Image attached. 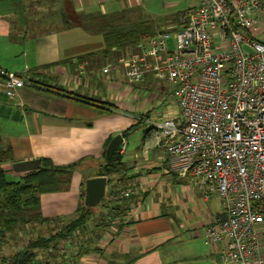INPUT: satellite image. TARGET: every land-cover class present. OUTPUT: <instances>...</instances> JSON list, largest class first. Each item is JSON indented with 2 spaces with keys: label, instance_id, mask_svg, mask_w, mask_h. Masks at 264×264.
I'll use <instances>...</instances> for the list:
<instances>
[{
  "label": "crops",
  "instance_id": "crops-1",
  "mask_svg": "<svg viewBox=\"0 0 264 264\" xmlns=\"http://www.w3.org/2000/svg\"><path fill=\"white\" fill-rule=\"evenodd\" d=\"M11 1L9 11L0 5V70L29 83L9 98L0 77V145L10 149L12 157L3 166L5 174L18 180L24 174L15 173L12 165L28 160L47 159L56 167L78 164L67 191L40 197L43 218L70 219L82 185L96 177L108 143L120 135L122 143L115 152L125 168L123 186L135 184L137 193L117 228H109L77 264H87L88 256L93 258L90 264H218L223 246L208 244L202 230L224 212L219 198L204 199L188 180L179 178L162 142L148 132L147 120L171 118L152 112L165 101L160 81L166 80L149 70L141 82L132 83L120 62L139 54L151 38L172 35L184 10L154 22L157 35L143 38L132 53L115 50L104 57L103 36L92 29L99 23L84 19L77 25V16L127 15L143 0ZM192 4L190 0L188 8ZM167 42L171 51L173 44ZM102 60L106 65L98 79L93 66ZM148 62L152 67L154 61ZM137 130L141 137L134 150H127L125 140ZM89 168L92 172L83 181L80 173ZM213 197L217 206L210 203Z\"/></svg>",
  "mask_w": 264,
  "mask_h": 264
},
{
  "label": "built area",
  "instance_id": "built-area-1",
  "mask_svg": "<svg viewBox=\"0 0 264 264\" xmlns=\"http://www.w3.org/2000/svg\"><path fill=\"white\" fill-rule=\"evenodd\" d=\"M178 23L120 62L132 83L153 70L171 86L178 117L147 124L171 170L204 199L219 198L226 220L202 230L223 246L218 264H264V0H193ZM0 77L9 98L28 84ZM136 193L131 184L119 197Z\"/></svg>",
  "mask_w": 264,
  "mask_h": 264
},
{
  "label": "trees",
  "instance_id": "trees-1",
  "mask_svg": "<svg viewBox=\"0 0 264 264\" xmlns=\"http://www.w3.org/2000/svg\"><path fill=\"white\" fill-rule=\"evenodd\" d=\"M180 14L177 17L178 22ZM84 19L88 22L96 21L99 23L97 28L92 29L103 36L105 49L102 55L104 57L112 54L115 50L132 53L143 38L157 35L154 31L153 22L131 21L126 14L109 17L77 16V25H81ZM85 29L88 30V27ZM149 131L150 129H148ZM121 159V155L114 152L109 160L106 161L103 156L99 163V169L95 176L105 177L109 189L103 205L105 213L100 214L96 224H93L95 218L92 216V208H86L83 204L84 184L79 198L80 203L70 219H47L39 213L24 219L22 214L40 211V197L42 195L68 190L71 176L76 171L78 164L56 167L49 160L42 159L36 171L25 173L17 181H9L3 166L12 161L11 152L10 149L0 145V251L5 235L11 233L18 224L26 225L32 220L37 221L40 225L64 222L63 226L59 227L54 234L49 236L39 234L26 247L7 257L0 255V264H70L66 260L58 261V244L72 239L76 233L77 262L83 255H88L93 248L92 245H97L99 241L105 238L106 231L109 230L108 226L113 222L117 225L121 222L122 215L129 209L136 196L119 197V193L129 186L127 184L123 186L125 182H123L122 174L125 168ZM91 225L93 228L90 227ZM89 232L90 237H88Z\"/></svg>",
  "mask_w": 264,
  "mask_h": 264
},
{
  "label": "rangeland",
  "instance_id": "rangeland-1",
  "mask_svg": "<svg viewBox=\"0 0 264 264\" xmlns=\"http://www.w3.org/2000/svg\"><path fill=\"white\" fill-rule=\"evenodd\" d=\"M141 3L139 4L138 7L133 8V10L128 12V16L131 19V21H135V22H156V21H161L164 22L166 20V18H174L178 12L183 11L185 9H188V6L190 5V0H143L140 1ZM2 10L4 11H9L10 9H13V2L11 0H6L0 3ZM168 45L173 44L174 43V38H170V40L167 42ZM102 65H106V62L104 60L95 63V66H93V70H94V76L97 77L98 79L101 78V72H100V68ZM160 83L163 85V88L166 89L165 92H160L161 95L163 94V98L165 99V101H161L160 105L154 107V110H152L153 114L155 117H164L166 115H169L170 117L175 116L178 117V112L176 109V105L174 104V102L170 99L168 93L169 90L171 88L170 84L166 81H160ZM142 98V97H141ZM97 99V98H94ZM161 119V118H160ZM141 137V131L137 130L135 132H133L132 134H130L127 138V140H125L126 144H127V150H134V145H137V141L139 140V138ZM136 147V146H135ZM78 169V168H77ZM85 170V169H84ZM79 171V170H78ZM81 171V170H80ZM91 170L86 169L85 172H81L80 175L84 178L91 174ZM7 179L9 181H17V180H13L11 177L7 176ZM72 181V176H71V180L70 183ZM108 186V185H107ZM107 190V188H106ZM106 196H107V192L105 193L104 198L102 199V201L100 202V204L94 208H92V216H94V220L95 222H93V224H96L98 221V218L100 217L101 213H105L104 209H103V205L105 203L106 200ZM219 201L213 197L211 198L210 203L213 205L217 206V203ZM41 214L42 211H38V212H28L25 214H22L23 218L28 219L29 216H35L37 214ZM37 221L32 220L30 223H27L26 225H21L18 224L14 230L5 235V238L3 239V244H1V251H0V255L3 257H7L8 255L12 254L13 252L20 250L23 247H26L27 244L31 241L36 239L39 234H42V236H49L51 234H54L59 227H62L64 224V222H59V224L57 223H50V224H44V225H40ZM116 223V222H115ZM92 224V225H93ZM90 226L93 228V226ZM117 224H114V222L112 224H110L108 226V228L111 227H115L117 228ZM91 229V228H90ZM108 230V229H107ZM109 231V230H108ZM106 231V232H108ZM97 233V232H96ZM104 233V232H103ZM102 233V235H104ZM98 234V233H97ZM90 235V232L88 234V237ZM79 237H81L79 235ZM92 238V235H91ZM264 239V238H263ZM81 241V240H80ZM82 243V242H81ZM59 249H58V253H57V257H58V261H68V263L70 264H77V233L72 237V239H69L65 242L59 243L58 244ZM64 257V258H63ZM88 260L86 261L87 264H90L93 262V258L92 257H87ZM74 262V263H72ZM90 262V263H89Z\"/></svg>",
  "mask_w": 264,
  "mask_h": 264
},
{
  "label": "water",
  "instance_id": "water-1",
  "mask_svg": "<svg viewBox=\"0 0 264 264\" xmlns=\"http://www.w3.org/2000/svg\"><path fill=\"white\" fill-rule=\"evenodd\" d=\"M122 143V137L116 135L108 143L105 150V160H109L118 146ZM39 160H28L16 162L12 165V170L15 173L25 174L28 172L36 171L39 168ZM107 180L105 177H95L87 179L84 183V197L83 204L86 208H94L100 204L106 193ZM226 220V213L223 212L217 221L221 223Z\"/></svg>",
  "mask_w": 264,
  "mask_h": 264
},
{
  "label": "bare ground",
  "instance_id": "bare-ground-1",
  "mask_svg": "<svg viewBox=\"0 0 264 264\" xmlns=\"http://www.w3.org/2000/svg\"><path fill=\"white\" fill-rule=\"evenodd\" d=\"M177 23V22H176ZM172 29V28H171ZM169 33H172V32H169ZM146 41V40H145ZM128 54V53H127Z\"/></svg>",
  "mask_w": 264,
  "mask_h": 264
}]
</instances>
